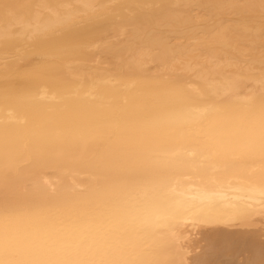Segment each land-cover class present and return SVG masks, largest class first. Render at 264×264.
Listing matches in <instances>:
<instances>
[{
    "label": "snow or ice",
    "instance_id": "6c2138e0",
    "mask_svg": "<svg viewBox=\"0 0 264 264\" xmlns=\"http://www.w3.org/2000/svg\"><path fill=\"white\" fill-rule=\"evenodd\" d=\"M149 7L153 5L115 0L5 4L0 15L5 81L10 78V46L39 40L44 47L34 70L54 68L75 39L100 20ZM216 7L252 14L258 10L264 24V0ZM30 99L7 86L0 94L6 109ZM62 101L55 116L40 120L35 135L92 146L98 182L83 195L0 198V264H168L164 239L174 234L179 216H192L193 222L238 223L245 215L240 209L251 208L249 201L257 195L264 212V92L242 100H193L179 86L144 77L126 85L119 100L92 83L83 91L67 90ZM184 140L224 165L259 161L258 188L251 194L237 189L242 194L235 197L236 205L222 190L202 194L199 205L193 203L197 197L180 199L163 177L171 145ZM224 201L232 212L214 215L204 210ZM244 264H264V246Z\"/></svg>",
    "mask_w": 264,
    "mask_h": 264
},
{
    "label": "bare ground",
    "instance_id": "6f19581e",
    "mask_svg": "<svg viewBox=\"0 0 264 264\" xmlns=\"http://www.w3.org/2000/svg\"><path fill=\"white\" fill-rule=\"evenodd\" d=\"M39 0H0L5 4ZM66 3L74 0H47ZM103 2V0H102ZM153 7L121 11L88 28L73 48L56 62L35 71L44 44L18 42L7 49L10 78L4 79L5 48L0 45V94L14 88L31 99L4 108L0 104V198L56 194L83 195L98 182L92 164L93 148L76 141L39 139L41 119L55 116L69 89L92 83L119 98L125 86L144 77H157L179 86L186 98L214 97L242 100L264 92V24L259 11L228 9L217 5L259 3V0H115ZM22 12L24 10L17 9ZM84 102H89L84 98ZM163 182L176 189L180 199L223 191L230 203L237 189L251 194L258 188L259 161H235L228 165L208 158L194 142L177 141L170 147ZM238 223L193 222L181 215L174 234L164 239L163 257L168 264H244L250 253L257 257L264 246V212L259 196ZM225 215L234 209L229 201L208 209ZM226 246V247H225Z\"/></svg>",
    "mask_w": 264,
    "mask_h": 264
}]
</instances>
